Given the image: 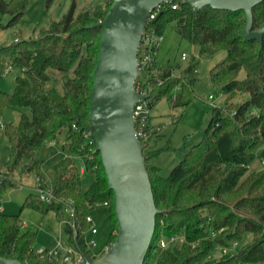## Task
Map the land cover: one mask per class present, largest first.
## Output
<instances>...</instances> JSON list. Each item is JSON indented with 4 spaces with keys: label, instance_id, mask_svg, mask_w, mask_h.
<instances>
[{
    "label": "trees",
    "instance_id": "obj_1",
    "mask_svg": "<svg viewBox=\"0 0 264 264\" xmlns=\"http://www.w3.org/2000/svg\"><path fill=\"white\" fill-rule=\"evenodd\" d=\"M31 1L0 0V29L16 26ZM111 1L104 0L103 8L97 4L92 12L84 10L75 16L72 2L67 12L38 36L19 37L0 46V71L8 70L9 65L22 71L15 77L12 92L0 91V117L5 107H28L31 112L30 116L21 113L16 124L3 126L8 159L0 166V196L5 188L16 186L13 173L22 159L19 171L35 172L39 186L44 187L39 167L47 155L40 149L50 141L61 139L60 151L71 158L90 155L84 159L85 170L93 171L94 178L86 190L81 188L79 168L71 161L58 168L51 185L53 200L45 202L38 194L29 193L22 203L41 213L51 210L58 221L64 219L62 233L87 254L91 249L84 244V237L90 227L86 220L90 209L98 205L108 208L112 228L107 244L116 232L113 193L94 141L85 129L90 124L88 97L101 34L96 24ZM45 2L48 5L51 0ZM175 2L177 6L172 8ZM172 21L181 39L198 46L199 55L226 52L209 69L211 83L226 100L211 107L203 137L187 146L167 176H161L159 168L150 163L162 149L156 151L145 143L142 153L154 203L160 210L155 215L154 235L183 234L184 241L160 247L159 237L152 238L143 264H264V167L249 170L256 157L264 159V144L256 149L259 141H264V34L261 40L242 36L243 10L209 6L197 10L179 0L162 3L150 24L162 33L165 24ZM263 25L264 1L252 8V29ZM197 64L195 57H190L182 74L174 76L172 66L155 61L142 87L150 89L155 101L166 97L172 107L186 105L195 99ZM238 93L247 96L230 113L228 100ZM68 201L74 208L72 214L65 210ZM22 226L18 213H0V256L46 264L34 253L35 231ZM247 233L250 242L237 252L207 259L215 245L241 242Z\"/></svg>",
    "mask_w": 264,
    "mask_h": 264
},
{
    "label": "water",
    "instance_id": "obj_2",
    "mask_svg": "<svg viewBox=\"0 0 264 264\" xmlns=\"http://www.w3.org/2000/svg\"><path fill=\"white\" fill-rule=\"evenodd\" d=\"M169 0H112L103 19L98 55L88 97L89 125L95 150L113 193L116 232L98 257L81 249L89 264H143L155 230V206L142 150L135 136L132 107L146 94L134 92L137 47L149 12ZM172 1V0H171ZM264 0H181L199 10L240 11L245 14L242 36L261 40L264 25L252 29V8ZM0 264H30L0 256Z\"/></svg>",
    "mask_w": 264,
    "mask_h": 264
},
{
    "label": "rangeland",
    "instance_id": "obj_3",
    "mask_svg": "<svg viewBox=\"0 0 264 264\" xmlns=\"http://www.w3.org/2000/svg\"><path fill=\"white\" fill-rule=\"evenodd\" d=\"M104 0H51L46 5L45 0H32L26 8L24 15L19 23L13 27L0 29V46L16 41L17 38L36 37L42 30L49 28L52 21L59 20L67 12L72 2H74L73 15L80 11L92 12L97 4L103 8ZM184 52L186 59H181L180 55ZM224 50H219L211 56L199 55L198 46L181 39L175 31L174 22L165 24L162 31V40L156 52L155 61L158 65L173 67L172 75L182 74V68L190 57H195L198 61L196 66L198 80L194 83L193 92L195 99L183 106L172 107L169 99L163 97L157 100L151 109V122L158 126L152 132V138L148 140L151 149L159 150L150 163L159 168L161 176H167L174 165L183 158L187 146L197 143L203 137L204 129L209 121L211 107L224 103L225 96L221 94L219 88L214 86L209 78V69L225 56ZM22 71L15 65H9L7 72L0 71V91L12 92L15 86V77L21 76ZM243 71L239 72V77H243ZM211 96V97H209ZM246 94L238 93L228 100L229 112L232 113L237 102L244 100ZM252 112H256L254 109ZM21 113L31 115L28 107H5L0 117V166L4 165L8 159V141L3 133V126L6 123L16 124ZM156 140H153L155 136ZM59 139L55 143L48 142L41 149L42 155H47L46 160L40 165L39 172L45 178L42 186H51L54 183L57 169L72 161L79 168L84 162L83 156L68 155L60 151ZM264 144L259 141L256 149ZM144 150V149H143ZM50 155H49V154ZM25 160L22 159L19 166ZM19 166L13 173L16 186L5 188L0 196V213L19 214V218L24 229L35 231L33 248L52 247L53 237L58 235L59 221L54 213L49 210L41 213L29 206H22L24 198L29 193L38 194L40 188L35 172H20ZM264 166L256 157L249 170L257 171ZM94 178L91 170H84L80 173L82 190H86ZM89 216L97 228V233L86 234L87 238L93 237L96 245L92 248V253L101 255L104 252L105 244L112 228V221L109 217L108 208L105 205H98L89 210ZM115 232V230H114ZM160 237L159 233L153 235V241ZM251 240V235L246 234L241 242H236V252L246 246ZM109 245V244H108ZM107 245V246H108ZM207 257L209 260L219 259L220 251L215 249ZM224 256V255H223ZM150 261H148L149 263Z\"/></svg>",
    "mask_w": 264,
    "mask_h": 264
},
{
    "label": "built area",
    "instance_id": "obj_4",
    "mask_svg": "<svg viewBox=\"0 0 264 264\" xmlns=\"http://www.w3.org/2000/svg\"><path fill=\"white\" fill-rule=\"evenodd\" d=\"M166 2H171V0ZM161 6L162 3L149 12L148 17L144 23L136 54L137 69L139 71V74L137 75L134 82V92L139 94H146L147 98L134 102L132 107V116L134 122L135 136L137 137L138 141L142 142L144 145L152 137V132L158 129V126L152 124L151 122V109L152 105L155 104L156 101L154 99V96L151 94L150 89L142 87V82H144L145 74L148 72L149 68L155 63L156 52L162 40V33L158 32L150 24L151 20L155 18V15L157 14ZM176 6L177 2L171 3L172 8H175ZM180 57L183 60L186 59L187 56L184 52H182ZM7 71V69L4 70V72ZM83 157L84 159L85 157L90 158V155L87 154ZM260 163L264 166V159H261ZM84 170L85 164L83 162L79 166V171L82 173ZM38 196L41 200L45 202L53 200L54 197L52 194V186L40 187L38 190ZM65 210L69 214H72L74 212V208L72 206L71 201L67 202ZM86 220L90 223V227L88 229L87 234H94L96 232V228L93 226L92 219L89 215L86 216ZM64 222V219L59 221V232L58 235L54 238L52 247L50 249H34L35 255L39 260L45 261L46 264H89V262L84 258L81 251H79L72 244H70L67 240V237L62 233L61 226ZM183 241V234L171 235L168 237L160 236L157 239V244L160 247H165L169 243H182ZM84 244L91 249V254L89 255L93 257L99 256L92 253V248L96 245V242L93 237L87 238V236H85ZM236 245L237 243L234 241L230 242L228 245L225 246L215 245L211 252L215 249H218L220 251V255L218 256L219 258L228 253H235ZM210 255L211 253L208 254V256Z\"/></svg>",
    "mask_w": 264,
    "mask_h": 264
},
{
    "label": "crops",
    "instance_id": "obj_5",
    "mask_svg": "<svg viewBox=\"0 0 264 264\" xmlns=\"http://www.w3.org/2000/svg\"><path fill=\"white\" fill-rule=\"evenodd\" d=\"M51 143H55V141H50ZM49 154V153H48ZM50 155V154H49ZM71 158V157H70ZM71 162V161H70ZM70 162H68L67 164H69ZM66 165V164H65ZM62 166H64V165H62ZM61 167V166H60ZM57 171H58V169H57ZM57 175V174H56ZM92 223H93V221H92ZM93 226L96 228V226H95V224L93 223ZM23 227V226H22ZM23 229H24V227H23ZM95 233H97V228H96V232ZM94 233V234H95ZM54 238L55 237H53V241H54ZM53 241H52V244H53ZM107 243L105 244V247H104V250L106 249V247H107Z\"/></svg>",
    "mask_w": 264,
    "mask_h": 264
}]
</instances>
